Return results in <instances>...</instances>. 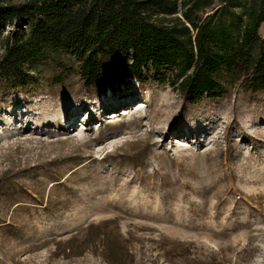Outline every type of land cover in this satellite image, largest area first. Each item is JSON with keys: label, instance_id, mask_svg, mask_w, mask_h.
I'll return each instance as SVG.
<instances>
[{"label": "rangeland", "instance_id": "obj_1", "mask_svg": "<svg viewBox=\"0 0 264 264\" xmlns=\"http://www.w3.org/2000/svg\"><path fill=\"white\" fill-rule=\"evenodd\" d=\"M25 67L0 71V264H264V90L193 103L151 66L88 86L63 50Z\"/></svg>", "mask_w": 264, "mask_h": 264}, {"label": "trees", "instance_id": "obj_2", "mask_svg": "<svg viewBox=\"0 0 264 264\" xmlns=\"http://www.w3.org/2000/svg\"><path fill=\"white\" fill-rule=\"evenodd\" d=\"M181 15L161 0H0L6 41L0 71L22 83L48 51L73 53L88 86L117 90L150 66L190 102L226 93V77L264 90V0H182ZM164 79V78H163Z\"/></svg>", "mask_w": 264, "mask_h": 264}]
</instances>
